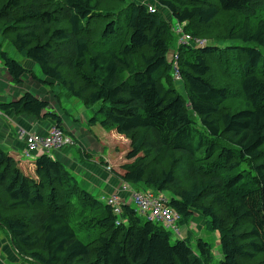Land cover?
Returning a JSON list of instances; mask_svg holds the SVG:
<instances>
[{
    "label": "trees",
    "instance_id": "obj_1",
    "mask_svg": "<svg viewBox=\"0 0 264 264\" xmlns=\"http://www.w3.org/2000/svg\"><path fill=\"white\" fill-rule=\"evenodd\" d=\"M150 1L0 0V33L38 66L43 79L34 80L98 105L89 124L128 142L111 175L168 194L179 227L199 214L218 236V264H264V0ZM165 13L204 44L177 45ZM224 14L235 21L226 19L218 37L212 26ZM0 62L15 84L30 74L2 43ZM234 95L247 109L231 111ZM0 112L63 131L48 102L30 93L0 103ZM132 206L120 203L115 214L51 156L36 157L29 175L0 148V227L31 264L212 263L207 242L197 239L194 250L188 238L171 242L164 226Z\"/></svg>",
    "mask_w": 264,
    "mask_h": 264
},
{
    "label": "crops",
    "instance_id": "obj_2",
    "mask_svg": "<svg viewBox=\"0 0 264 264\" xmlns=\"http://www.w3.org/2000/svg\"><path fill=\"white\" fill-rule=\"evenodd\" d=\"M138 1L144 2L147 0ZM25 63H28V65H25ZM25 63V68L32 74H25L21 82L15 84L0 62V103L15 101L24 93H30L38 99L48 102L49 110L60 118V126L63 132L74 141V146L71 149L54 151L50 156L59 161L74 176L79 185L98 200L102 201L116 193L120 182L105 171V166L113 167L116 166L119 160L124 161L128 142L114 131L105 132L101 127L98 128V124L90 126V119L88 121L85 117L86 110L81 111L80 115L77 113L81 109L78 108L77 102L74 106L67 105L68 108L74 107L76 109L74 122L66 116L67 112L61 114L59 111L61 109L57 106V103L54 105L55 92H51L45 85H41L34 80L32 75L37 77L34 65L29 61ZM52 125L50 120L36 119L27 115H15L12 112H0V148L18 161V166L24 173L33 175V163H29L27 160L34 161L39 153L26 156L25 143L19 137V132L25 131L28 134L43 136ZM121 145L124 147L123 151H120L118 147ZM76 148L80 149L78 155L71 151ZM85 154L89 158L85 157ZM115 155H120V158L117 159ZM101 162L103 164H100ZM0 264H31L17 255L12 246L11 238L1 227Z\"/></svg>",
    "mask_w": 264,
    "mask_h": 264
},
{
    "label": "built area",
    "instance_id": "obj_3",
    "mask_svg": "<svg viewBox=\"0 0 264 264\" xmlns=\"http://www.w3.org/2000/svg\"><path fill=\"white\" fill-rule=\"evenodd\" d=\"M148 11L154 13L151 6L148 7ZM173 32L178 38L177 45L186 44L192 47H198L202 46L205 42L203 40L193 39L185 34L182 30V26L179 24H176V26L173 27ZM170 62L173 79L179 81L180 75L177 67L176 53L171 54ZM19 137L25 141L26 156L37 153L50 156L52 152L58 151L63 147L74 146V141L55 126L50 129L45 136L28 133L24 134L23 131H20ZM105 169L110 172V167ZM102 201L107 205H110L115 214L119 213L120 203L135 205V208L140 215L144 216L149 221L161 224L168 231L172 232L173 239L179 236L180 230L176 225L179 216L167 206V200L161 194L157 195L146 190L138 191L133 189L129 184L120 182L118 192L110 195Z\"/></svg>",
    "mask_w": 264,
    "mask_h": 264
},
{
    "label": "rangeland",
    "instance_id": "obj_4",
    "mask_svg": "<svg viewBox=\"0 0 264 264\" xmlns=\"http://www.w3.org/2000/svg\"><path fill=\"white\" fill-rule=\"evenodd\" d=\"M166 14V13H165ZM167 16V20H168V22L170 23V18L168 17V15H166ZM229 17H231L230 19L232 20L233 19V16H231V15H227V14H224L223 15V17H222V20H220V19H218V20H216L214 23H213V26H212V32L215 34V35H218V37H222L223 36V33H222V28H223V26H224V21L226 20V19H228ZM235 20H232V21H229V22H234ZM228 23V22H227ZM171 25H173V26H176V22L175 21H171ZM224 30H226V29H224ZM0 43H2V45H3V51L7 54V57L8 58H10V59H12V60H15V61H17V62H20L24 67H25V65H28V63H25L26 61L24 60V58L20 55V54H18L14 49H13V47L11 46V44L9 43V40L7 39V38H5L3 35H1V33H0ZM232 42H228V43H226V45L225 46H230V45H232L231 44ZM230 44V45H229ZM220 45V44H219ZM221 45H224V44H221ZM220 45V46H221ZM234 45H238V46H240V47H248V46H250L249 44H246V43H240V42H236V43H234ZM224 46V47H225ZM264 52V51H263ZM169 55H170V53H169ZM24 63H25V65H24ZM34 69H35V73H36V75H37V77L40 79V80H42L43 79V77H42V75H41V71H40V69L38 68V66H35L34 65ZM28 70V69H27ZM29 71V70H28ZM31 73V72H30ZM32 74V73H31ZM33 76V75H32ZM35 77V76H34ZM36 77V78H37ZM37 78V79H38ZM47 89H49L51 92L53 91V92H55V95L56 94H59V96L58 97H55V103H54V105H56V103H57V106L61 109V110H59L60 112H61V114L63 113V112H67V114H66V116L68 117V118H70V120L71 121H73V118H74V114H75V111H76V109L74 108V107H72V108H68L67 107V105H71V106H74V104L77 102V104H78V108H81L80 110H78V114L80 115V112L82 111H84V110H86V119L89 121V119H91L92 118V116L95 114V112L97 111V109H98V105H96V106H93V107H85V106H82L79 102H78V100H76V99H73V98H67L66 96H64L63 95V93L61 92V91H59L58 89H57V87L56 86H54V85H51V86H45ZM176 89L178 90V92L180 93V95H181V97L182 98H186V93H185V91L183 90V88H182V86L181 85H176ZM57 101V102H56ZM66 101V102H65ZM64 104H66V105H64ZM227 106L231 109V111L232 112H236V111H241V110H245V109H247V107H246V105H245V103H244V101H242V99L239 97V96H237V95H234L233 97H231L230 98V100H229V102H228V104H227ZM75 109V110H74ZM76 113V114H77ZM74 122V121H73ZM196 122L198 123V120L196 119ZM88 124V123H87ZM96 124H98V123H96ZM90 126H94V125H90ZM97 126H99V124L97 125ZM54 127V125H52L50 128H49V130L47 131V133L46 134H48V132L50 131V129H52ZM98 128H100V126L98 127ZM105 131V130H104ZM105 132H111V131H105ZM23 133L24 134H26V132L25 131H23ZM45 134V135H46ZM45 135H43V136H45ZM70 139H72L71 137H69ZM23 141H24V139H22ZM73 140V139H72ZM24 143H25V141H24ZM73 147V145L72 146H66V147H63V148H61V149H59V151H62V150H64V149H71ZM119 148H120V151H123V149H124V147H123V145H121V146H118ZM72 152H74V153H76L77 155H78V152H80V149H72L71 150ZM41 154H38L37 155V157L38 156H40ZM116 156V158L118 159V158H120L119 156L120 155H115ZM27 162H29V163H34V161H31V160H27ZM124 164V161H121V160H119L118 161V163L116 164V166H113V167H111L110 166V168H114V167H116V168H114V169H116L117 170V168L120 166V165H123ZM105 171L107 172V173H110L109 171H107L106 169H105ZM119 181V180H118ZM120 182V181H119ZM118 192V191H117ZM116 192V193H117ZM114 194V193H113ZM164 196H165V198H167L169 195L168 194H163ZM96 198V197H95ZM133 207V209H135V205H133L132 206ZM141 216V215H140ZM144 220H146L145 219V217L144 216H141ZM179 222L180 221H178V223L176 224L177 225V227L179 228V230H180V233H179V236L177 237V239H184V238H188V240H189V243H190V246L192 247V249L194 250V249H196V241H197V239H202L203 241H205V242H207L209 245H210V247H211V250H210V252H211V256H212V258H211V260H212V263L211 264H218L219 263V261H220V259H221V248H220V246H219V240H218V236H217V234L215 233V232H211V231H209L208 229H206V224H205V221L203 220V218L199 215V214H197V213H194V215H193V217L192 218H190L189 219V221L188 222H184V223H182L181 224V226L179 227ZM170 233H172V232H170L169 231V234ZM94 234V233H93ZM85 234H81V235H79V236H77L83 243H88L90 240L88 239V238H86L85 236H84ZM90 235V234H89ZM92 237H94V235H92ZM170 237H171V242H172V240H173V233H172V236H171V234H170ZM92 240V239H91Z\"/></svg>",
    "mask_w": 264,
    "mask_h": 264
},
{
    "label": "bare ground",
    "instance_id": "obj_5",
    "mask_svg": "<svg viewBox=\"0 0 264 264\" xmlns=\"http://www.w3.org/2000/svg\"><path fill=\"white\" fill-rule=\"evenodd\" d=\"M187 1H188V0H187ZM183 7H184V6H183ZM184 8H185V7H184ZM146 220H147V219H146ZM150 222H152V221H150ZM177 223H178V222H177ZM177 223H176V224H177ZM166 230H167V229H166ZM167 232H168V231H167ZM168 233H169V232H168ZM170 234H171V236H172V233H170Z\"/></svg>",
    "mask_w": 264,
    "mask_h": 264
}]
</instances>
